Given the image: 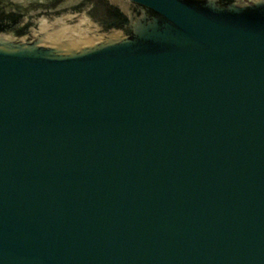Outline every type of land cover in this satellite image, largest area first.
Segmentation results:
<instances>
[{"label":"water","instance_id":"95a60500","mask_svg":"<svg viewBox=\"0 0 264 264\" xmlns=\"http://www.w3.org/2000/svg\"><path fill=\"white\" fill-rule=\"evenodd\" d=\"M0 264H264V0H0Z\"/></svg>","mask_w":264,"mask_h":264}]
</instances>
